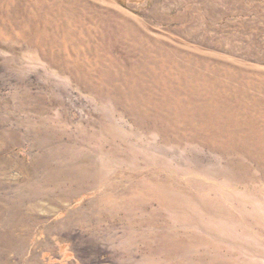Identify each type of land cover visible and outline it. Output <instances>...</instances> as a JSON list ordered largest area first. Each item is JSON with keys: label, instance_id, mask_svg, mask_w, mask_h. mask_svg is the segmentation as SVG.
<instances>
[{"label": "rangeland", "instance_id": "obj_1", "mask_svg": "<svg viewBox=\"0 0 264 264\" xmlns=\"http://www.w3.org/2000/svg\"><path fill=\"white\" fill-rule=\"evenodd\" d=\"M0 264H264V0H0Z\"/></svg>", "mask_w": 264, "mask_h": 264}]
</instances>
